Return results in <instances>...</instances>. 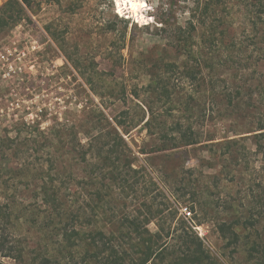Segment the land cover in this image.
I'll return each mask as SVG.
<instances>
[{
  "label": "rangeland",
  "instance_id": "obj_1",
  "mask_svg": "<svg viewBox=\"0 0 264 264\" xmlns=\"http://www.w3.org/2000/svg\"><path fill=\"white\" fill-rule=\"evenodd\" d=\"M8 1L0 264L138 263L147 230V264H178L182 231L216 264H264V38L210 44L202 72L196 0H31L3 21Z\"/></svg>",
  "mask_w": 264,
  "mask_h": 264
},
{
  "label": "trees",
  "instance_id": "obj_2",
  "mask_svg": "<svg viewBox=\"0 0 264 264\" xmlns=\"http://www.w3.org/2000/svg\"><path fill=\"white\" fill-rule=\"evenodd\" d=\"M8 4H12V6L4 10L3 21L9 17L13 18L15 15L22 17L21 14L25 13V7H31L32 1L9 0L4 7L8 6ZM194 11L193 15L196 17L197 24H199L202 32L200 34L201 41L198 44V52H195L194 49L192 52L200 58L199 66L202 72L205 67V58L207 59L209 55L208 50L210 44L222 50L227 38L231 37L234 39L236 36L241 35V33L256 36L260 41L264 38V0H196ZM160 22L167 25V21L164 19H160ZM192 25L194 30H197V25L193 24V22ZM178 28L182 30V28ZM188 141L185 143H192ZM246 223L253 224L251 220H248ZM236 227L237 225L234 220H223L218 224L220 235L229 244H236L240 240V234ZM63 233L67 238V232L63 231ZM147 234H150L151 237L146 240L147 248L149 249L146 258L138 263L132 262L130 264H147L152 256L156 254L157 250L152 244L153 238H159L161 235L158 232L153 235L148 230ZM180 235L182 237L180 241L183 247L182 253L176 258L179 261L178 264H216L206 253L201 237L192 234L190 231H182ZM0 250L5 251V248L2 247ZM4 253V255L11 254L10 250ZM106 261L107 264H124L123 262L125 260L122 261L120 256L109 254ZM41 264L61 263L60 261L52 260L49 256H45ZM65 264L86 263L72 258Z\"/></svg>",
  "mask_w": 264,
  "mask_h": 264
},
{
  "label": "bare ground",
  "instance_id": "obj_3",
  "mask_svg": "<svg viewBox=\"0 0 264 264\" xmlns=\"http://www.w3.org/2000/svg\"><path fill=\"white\" fill-rule=\"evenodd\" d=\"M128 3V8H131L133 11L136 9V7L138 6V2L131 0V2H127ZM131 4V6H129Z\"/></svg>",
  "mask_w": 264,
  "mask_h": 264
},
{
  "label": "built area",
  "instance_id": "obj_4",
  "mask_svg": "<svg viewBox=\"0 0 264 264\" xmlns=\"http://www.w3.org/2000/svg\"><path fill=\"white\" fill-rule=\"evenodd\" d=\"M5 1H7V0H0V3H1V2H5ZM20 1H22V0H20ZM184 212H185L186 214H188V215H191V211L187 210V208H184ZM199 234H200V236L202 235L201 232H200Z\"/></svg>",
  "mask_w": 264,
  "mask_h": 264
}]
</instances>
